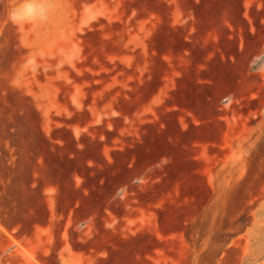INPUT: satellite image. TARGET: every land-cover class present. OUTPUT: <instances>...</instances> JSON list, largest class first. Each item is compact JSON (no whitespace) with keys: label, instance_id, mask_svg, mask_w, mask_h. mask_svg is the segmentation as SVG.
Returning <instances> with one entry per match:
<instances>
[{"label":"rangeland","instance_id":"rangeland-1","mask_svg":"<svg viewBox=\"0 0 264 264\" xmlns=\"http://www.w3.org/2000/svg\"><path fill=\"white\" fill-rule=\"evenodd\" d=\"M0 0V264H264V0Z\"/></svg>","mask_w":264,"mask_h":264},{"label":"clouds","instance_id":"clouds-1","mask_svg":"<svg viewBox=\"0 0 264 264\" xmlns=\"http://www.w3.org/2000/svg\"><path fill=\"white\" fill-rule=\"evenodd\" d=\"M37 19V5L35 0H20L8 13V20L12 24L33 23Z\"/></svg>","mask_w":264,"mask_h":264}]
</instances>
